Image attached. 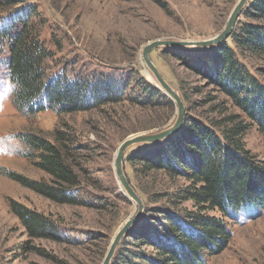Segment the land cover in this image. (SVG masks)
<instances>
[{
  "label": "rangeland",
  "instance_id": "rangeland-1",
  "mask_svg": "<svg viewBox=\"0 0 264 264\" xmlns=\"http://www.w3.org/2000/svg\"><path fill=\"white\" fill-rule=\"evenodd\" d=\"M19 1L16 9L0 11V28L7 15L26 17L33 6L35 14H30L29 19L37 25L39 39L50 52L45 64L49 80L63 74L93 89L100 85L107 90L112 87L122 97L91 102L92 107L68 114L58 115L53 109L24 113L13 103L14 85L1 61L5 54L1 55L0 264H101L114 234L136 211L135 202L125 195L115 176L113 161L119 144L134 134L161 132L176 117L175 103L166 95L173 102L170 106L153 92L160 88L142 62L143 46L153 40L212 39L223 29L238 0ZM239 19L244 21V15H239ZM179 49L205 48L159 46L150 51L149 57L181 96L184 116L215 120L238 113L214 85L176 57ZM240 60L264 88V60ZM63 127L72 138L71 162L80 175L76 197L87 200L80 205L54 203L6 174L15 172L30 181L51 182L50 176L26 155L28 147L20 141V135L51 139L52 133ZM243 143L264 168V132L252 124ZM138 145L130 146L124 158ZM123 164L129 183L143 203L141 214L132 225L142 222L146 215L158 219L151 212L155 207L170 212L173 206L195 210L191 202L174 205L160 197L188 185L185 179L171 180L162 171L143 174L138 165L135 170L125 160ZM10 199L57 220L61 239L27 241L18 218L9 209ZM207 214L218 216L213 211ZM230 216L226 220L229 242L219 252L205 253L201 264H264V208H244ZM26 244L37 250L23 251L20 247ZM123 244L117 246L110 264L116 263ZM152 249L144 245L136 251L149 254Z\"/></svg>",
  "mask_w": 264,
  "mask_h": 264
},
{
  "label": "trees",
  "instance_id": "trees-1",
  "mask_svg": "<svg viewBox=\"0 0 264 264\" xmlns=\"http://www.w3.org/2000/svg\"><path fill=\"white\" fill-rule=\"evenodd\" d=\"M19 2L0 0L1 13L16 9ZM30 14H35L33 6L26 17L7 15L0 28V57L5 54L1 61L14 85L13 103L19 111L32 114L53 109L58 115L68 114L92 107L91 102L122 97L112 87L107 90L100 85L93 89L63 74L49 80L45 64L50 52L39 39ZM241 14L245 20L238 16L228 37L217 46L175 51L181 62L199 72L239 112L215 120L186 114L179 130L159 142L139 144L124 158L134 169L138 165L143 174L162 171L171 180L185 179L188 185L160 197L174 205L191 202L195 210L173 205L171 212L151 209L160 219L146 215L142 222L132 225L120 242L124 243L123 251L114 264H201L205 253L219 252L229 242L226 220L230 215L244 208H264V168L243 143L252 124L264 132V88L240 60H264V0H248ZM156 88L155 96L173 106ZM20 138L28 147V158L52 181H30L15 172H6L9 178L57 204L80 205L87 201L77 199L80 175L71 162L72 138L64 127L54 131L51 139L35 134ZM9 209L18 218L27 241L61 239L57 220L13 199L9 200ZM212 211L218 216L207 214ZM144 245L152 246L149 254L136 251ZM20 248L37 250L29 244Z\"/></svg>",
  "mask_w": 264,
  "mask_h": 264
},
{
  "label": "water",
  "instance_id": "water-1",
  "mask_svg": "<svg viewBox=\"0 0 264 264\" xmlns=\"http://www.w3.org/2000/svg\"><path fill=\"white\" fill-rule=\"evenodd\" d=\"M248 0H238L232 9L225 26L223 29L218 33V35L212 39L204 40V41H177V40H153L147 44H145L142 48V62L147 66L148 70L152 73L155 82L158 84V87L162 89V91L167 95L176 106V117L174 122L168 127L167 129L158 132V133H138L131 135L130 137L123 140L114 156V169H115V176L118 179L120 187L125 191V195L132 198V200L135 202L136 211L134 215L127 219L122 226L116 231L114 234L111 243L109 244V247L107 249V252L104 256V259L101 264H110V261L117 249V246L121 242V240L125 237L126 233L128 232L129 228L132 226V224L138 219V217L141 214L143 203L141 199L139 198L137 192L134 190V188L129 183L126 174L124 172V155L125 151L132 145L137 144H147V143H155L163 140L170 134L176 132L179 130L183 118H184V104L182 101L181 96L177 91H175L171 85L166 82V80L160 75L159 71L157 70L156 66L152 62V60L149 57V53L153 48L159 47V46H179V47H193V48H211L215 47L218 44H220L223 40H225L228 35L230 34L231 30L234 27V24L236 22L237 17L241 13L243 7L246 5Z\"/></svg>",
  "mask_w": 264,
  "mask_h": 264
},
{
  "label": "bare ground",
  "instance_id": "bare-ground-1",
  "mask_svg": "<svg viewBox=\"0 0 264 264\" xmlns=\"http://www.w3.org/2000/svg\"><path fill=\"white\" fill-rule=\"evenodd\" d=\"M130 198V197H129ZM132 199V198H131Z\"/></svg>",
  "mask_w": 264,
  "mask_h": 264
}]
</instances>
